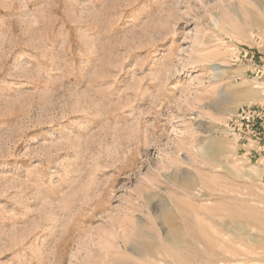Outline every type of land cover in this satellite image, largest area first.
Segmentation results:
<instances>
[{
  "label": "rangeland",
  "instance_id": "374dc122",
  "mask_svg": "<svg viewBox=\"0 0 264 264\" xmlns=\"http://www.w3.org/2000/svg\"><path fill=\"white\" fill-rule=\"evenodd\" d=\"M0 264H264V0H0Z\"/></svg>",
  "mask_w": 264,
  "mask_h": 264
},
{
  "label": "bare ground",
  "instance_id": "6f19581e",
  "mask_svg": "<svg viewBox=\"0 0 264 264\" xmlns=\"http://www.w3.org/2000/svg\"><path fill=\"white\" fill-rule=\"evenodd\" d=\"M189 69H190V67H189ZM186 72V71H185Z\"/></svg>",
  "mask_w": 264,
  "mask_h": 264
}]
</instances>
